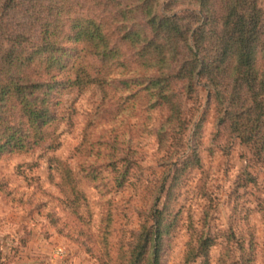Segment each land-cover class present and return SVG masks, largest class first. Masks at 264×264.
I'll return each instance as SVG.
<instances>
[{
  "label": "rangeland",
  "instance_id": "1",
  "mask_svg": "<svg viewBox=\"0 0 264 264\" xmlns=\"http://www.w3.org/2000/svg\"><path fill=\"white\" fill-rule=\"evenodd\" d=\"M257 8L264 15V0ZM24 10H9L6 39L18 31ZM199 10L192 0L154 6L170 16ZM185 17L194 31L202 24ZM139 24L142 33L141 16ZM121 69L110 68L105 92L96 86L82 93L55 89L53 113L60 121L54 152L0 156V264H135L130 254L141 227L152 225L149 193L161 182L157 262L149 247L141 264H264V165L219 126L204 82L193 101L183 98V139L172 136L176 140L161 149L158 133L169 129L166 109L150 111L155 98L140 95L141 77L152 74ZM182 144L187 150L181 156ZM179 155L182 165L175 167ZM50 159L66 163L71 183L62 186L63 172L50 168ZM198 237L214 243L205 256L187 262V245Z\"/></svg>",
  "mask_w": 264,
  "mask_h": 264
},
{
  "label": "trees",
  "instance_id": "2",
  "mask_svg": "<svg viewBox=\"0 0 264 264\" xmlns=\"http://www.w3.org/2000/svg\"><path fill=\"white\" fill-rule=\"evenodd\" d=\"M192 1L200 15L156 12L159 0H0V156L39 148L54 152L59 146L54 128L60 121L53 113L58 106L55 89L82 93L96 86L105 92L110 68L119 66L125 74H152L135 85L141 87L140 95L155 98L150 111L166 109L169 129L158 133L161 149L174 141L172 136L183 139V98L193 101L204 82L219 126L264 165V15L257 0ZM17 6L25 7V19L6 39L11 30L4 28L5 17ZM140 16L142 33L136 31ZM185 16L202 24L194 31ZM8 39L6 51L3 42ZM183 147L181 156L187 150ZM181 156L175 167L182 165ZM53 164L63 172L62 186L71 183L66 163L50 159V168ZM164 192L161 182L149 193L152 225L141 227L130 254L135 264L147 262L149 247L157 262L162 234L157 202ZM213 243L211 237L188 243L186 261L205 256Z\"/></svg>",
  "mask_w": 264,
  "mask_h": 264
}]
</instances>
